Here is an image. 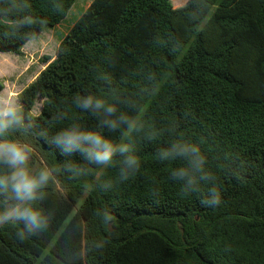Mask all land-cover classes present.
<instances>
[{"label":"trees","instance_id":"1","mask_svg":"<svg viewBox=\"0 0 264 264\" xmlns=\"http://www.w3.org/2000/svg\"><path fill=\"white\" fill-rule=\"evenodd\" d=\"M75 2L0 0V53L20 55ZM77 93H106L141 130L100 129ZM17 98L43 162L85 171L41 190L47 229L21 239L22 225L0 226V264H264V0H93ZM71 123L130 139L139 172L119 182L117 168L63 156L49 140ZM174 136L203 138L218 206L183 195L170 178L180 162L156 157Z\"/></svg>","mask_w":264,"mask_h":264},{"label":"clouds","instance_id":"2","mask_svg":"<svg viewBox=\"0 0 264 264\" xmlns=\"http://www.w3.org/2000/svg\"><path fill=\"white\" fill-rule=\"evenodd\" d=\"M74 103L82 113L97 118L100 129L112 133L121 132L122 128H126L129 133L141 130L142 126L138 127L137 122L126 113L117 115L118 108L115 103L108 102L106 93H101L99 98L96 94L81 96L77 93ZM31 131L32 125L19 100L0 93V226L22 225L17 233L21 239L26 234L34 235L49 227L50 218L40 206L46 194L41 190L58 185V175L62 170L75 169L77 173L85 171L74 161L65 162L61 167L46 162L34 167L35 149L28 139ZM155 138L156 134L148 136L149 140ZM49 143L65 157L78 154L86 165L117 168L119 182L129 180L141 168V160L130 139L116 143L101 131L87 130L80 123L61 128L50 138ZM203 145V138L194 141L174 136L166 147L157 149L156 157L161 163L179 161V166L170 169V178L179 182L181 193L185 196L202 193L200 203L215 207L221 203L219 177L209 167L208 153ZM202 185H209L206 192ZM103 187H111V181ZM106 216L111 220L110 215Z\"/></svg>","mask_w":264,"mask_h":264},{"label":"rangeland","instance_id":"3","mask_svg":"<svg viewBox=\"0 0 264 264\" xmlns=\"http://www.w3.org/2000/svg\"><path fill=\"white\" fill-rule=\"evenodd\" d=\"M92 1L76 0L66 19L60 25L46 29L38 35L22 49L20 55L0 53V80L4 84L2 93L18 97V94L45 69L46 60H53L56 57L65 34L78 21ZM186 2L187 0H172L175 8L184 6ZM41 103L42 100H39L32 109L34 115L40 112ZM34 159V167L44 163L37 150H35Z\"/></svg>","mask_w":264,"mask_h":264},{"label":"crops","instance_id":"4","mask_svg":"<svg viewBox=\"0 0 264 264\" xmlns=\"http://www.w3.org/2000/svg\"><path fill=\"white\" fill-rule=\"evenodd\" d=\"M89 5H90V4H89ZM89 5H88V6H89ZM88 6H87V7H88Z\"/></svg>","mask_w":264,"mask_h":264}]
</instances>
